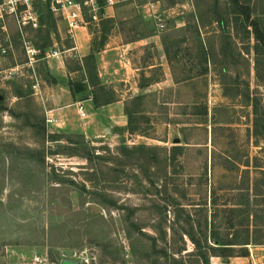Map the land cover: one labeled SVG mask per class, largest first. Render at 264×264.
<instances>
[{
	"label": "rangeland",
	"instance_id": "obj_1",
	"mask_svg": "<svg viewBox=\"0 0 264 264\" xmlns=\"http://www.w3.org/2000/svg\"><path fill=\"white\" fill-rule=\"evenodd\" d=\"M149 3L157 4L151 8ZM137 4L108 9V19L98 28L89 26L88 36L78 32L69 37L57 19L46 21L38 32L28 31V39L40 49L39 58H44L34 68L37 95L26 74L0 78V264H60L63 250L74 251L71 260L80 264H171L170 250L184 244L186 252L193 251L190 242L180 241L178 235L170 241L174 208L167 203L170 199L162 200L170 198L174 188L178 193L173 196L181 204H193L187 208L201 223L208 242L205 219L210 223L212 212L218 241L234 244L227 262L213 257L211 264H264V47L253 35L247 38L251 28L242 23L239 9L229 0H137ZM239 4L248 8L264 34V0ZM212 18L218 22L207 25ZM7 34L0 33V47L6 46L8 36L12 49L0 53V76L25 62L11 22ZM148 37L153 41L128 50L132 67L138 69L137 83L161 81L138 94L143 96L144 119L135 125L146 136L103 124L85 133L92 120L89 110L81 118L76 107L56 103L51 91L58 78L70 90V84L72 90L82 86L83 73L76 70L81 59L72 48L87 42L90 49L94 41L105 38L104 50L116 38L130 43ZM54 50L58 57L47 58ZM62 64L67 77L58 75ZM112 81L102 85L103 92L98 87L72 92L73 99L80 103L97 90L115 102L130 86ZM136 96L128 94L125 106L131 108ZM55 107L58 111L53 113ZM50 114L60 121L46 123ZM69 119L76 126L72 130L64 127ZM49 134L74 140L83 136L95 155L104 157L115 155L121 146L184 148L166 190L159 188L160 194L153 197L131 192L133 172L128 168L119 167L113 177L118 178L116 183L101 182L83 158L60 154L70 145L63 138L48 142ZM95 164L105 170L104 160ZM182 195L187 198L180 199ZM92 207L99 211L93 213ZM173 227L180 232V224ZM195 233L201 241L199 230Z\"/></svg>",
	"mask_w": 264,
	"mask_h": 264
},
{
	"label": "trees",
	"instance_id": "obj_2",
	"mask_svg": "<svg viewBox=\"0 0 264 264\" xmlns=\"http://www.w3.org/2000/svg\"><path fill=\"white\" fill-rule=\"evenodd\" d=\"M232 5L239 9V14L242 17V23L246 25L247 28H251V32L246 31L247 38H250V35H253L254 40L258 44H262L264 47V34L261 32L258 24L255 21H252L250 18V12L248 11L247 7H244L243 4H239L240 0H229ZM197 19L198 24L202 23V17L199 16L197 8ZM51 17L43 18L42 23L46 27L48 20H51ZM201 21V22H200ZM213 22H218V20L209 19L206 21L207 25H211ZM101 24V23H100ZM200 24V25H201ZM45 27L43 29H45ZM42 29V28H41ZM41 29L35 31L38 32ZM105 38L98 43L94 41L91 44L89 54L83 57L79 62L77 71L83 73V77L81 79L82 86L79 89L72 90L73 86L70 84L71 93H84L88 92V88L98 87L99 92H103L104 89L100 83L96 65H95V55L102 51L104 46ZM258 50H257V57H258ZM206 55V54H205ZM264 55V53H263ZM206 57V56H205ZM66 69H68L67 64H65ZM86 80L87 84H84ZM177 83L178 81H174ZM148 86V84H140L139 87L143 88ZM262 86L264 87V81L262 82ZM92 91L90 93L92 103L95 108L102 107L114 102L113 98H105V94L98 95V92ZM89 94V93H88ZM143 100V96L139 95L132 99V106L131 108L125 106L124 113L127 117V132L129 134H138L139 136H146L141 134L138 131L137 123L139 120H143V109L140 106V102ZM2 101L0 100V105ZM138 115V116H137ZM255 125V124H254ZM43 129V133L46 135L45 128ZM181 133V132H180ZM182 134V133H181ZM77 139L74 140L72 136H57V135H48L47 141L48 142H55L56 140L63 138L66 143H68L69 151H58L60 154H65L71 157H80L83 158L90 164V169L92 173L98 174L100 177L101 182H109V183H116L118 178H113L117 175L118 169L120 168H128L131 173L130 180L132 182L133 189L131 190L134 194H140L144 196H158L160 194L159 188H162L167 185V180L170 178L172 169L177 162V157L181 156L184 146H172L170 149L162 148L160 146H132L126 147L121 146L116 149V154L108 156L105 158L101 155H95V150L92 147H88L85 143V139L83 136H76ZM183 145H186V141H182ZM73 146V148H72ZM80 150H84V153H80ZM100 160H104L105 162V172L101 168H97L95 162H99ZM94 163V165H93ZM174 171V170H173ZM175 173V171H174ZM104 174L108 175V178L104 176ZM118 176V175H117ZM166 190V188H165ZM172 193L170 192V198L164 199L162 201L166 202L170 199V202H167L170 206L174 209L173 212V220L171 222V234H170V241L174 240V236L178 235L180 241H184V239L188 240L190 244L193 246V251H188L186 246L183 244L181 247L175 248L170 250L169 258L171 264H211L210 259L213 257L218 258H228L231 257V250L230 246L234 245L229 243L228 241L224 243H220L215 235L214 226H213V213H210V223L205 219V230L209 226V242L207 241L206 235L201 231V223L195 222L192 219V214H190V210L187 207L193 204H181L179 202V197H174L178 193V189L174 188ZM214 194L210 193V207H213L215 204ZM186 195L180 196V199H186ZM161 201V200H160ZM190 201V200H189ZM206 205V204H201ZM167 206H163V210H166ZM156 209V208H155ZM180 224V232H178L173 226ZM202 228V229H204ZM201 234L203 239L197 238V234L195 231H198ZM165 235V234H164ZM210 243H214L217 246H210ZM248 245V243H245ZM243 244V245H245ZM186 252L185 254H183ZM247 255L244 254L242 257H246ZM179 257V258H177Z\"/></svg>",
	"mask_w": 264,
	"mask_h": 264
},
{
	"label": "built area",
	"instance_id": "obj_3",
	"mask_svg": "<svg viewBox=\"0 0 264 264\" xmlns=\"http://www.w3.org/2000/svg\"><path fill=\"white\" fill-rule=\"evenodd\" d=\"M156 4L149 3L148 5L153 8ZM124 5L138 7L137 0H0V33L8 35V24L13 23L25 56V62L5 70L0 76L1 80H10L26 74L32 82L31 89L37 95L40 89L34 68L37 62L44 58H39L40 49L28 39V31L43 29L45 26L42 19L51 17L64 23L67 34L71 38H74L80 30L88 35L89 26L98 28L102 21L108 19V9ZM153 18L157 19L158 16L154 14ZM4 42L6 46L0 47V53L3 55L12 49L8 36ZM75 49L76 46L72 48V50ZM58 54V51L54 50L46 57H58ZM76 109L81 118L86 117L81 102L76 104ZM56 122V118L47 115L46 123ZM36 261L41 262L38 258Z\"/></svg>",
	"mask_w": 264,
	"mask_h": 264
},
{
	"label": "crops",
	"instance_id": "obj_4",
	"mask_svg": "<svg viewBox=\"0 0 264 264\" xmlns=\"http://www.w3.org/2000/svg\"><path fill=\"white\" fill-rule=\"evenodd\" d=\"M80 35H83V31H79ZM78 34V33H77ZM88 36V35H87ZM154 37H148V38H142L137 41H133L130 43H123L117 38L112 40V42L108 43L106 48L99 53L95 55V65L98 73V77L100 79L101 85H106L109 83H113L112 80L120 81L119 83H128L130 87H126V90L118 94V96L115 99V102L95 108L91 97L88 95L85 99L81 101V103L84 106V109H88L89 113L92 116V120L87 124L85 133H90L91 131L98 130V128L104 126H118V127H126L127 125V117L124 113V107H125V97L128 94H131V96L137 95L142 93V88L139 87V83H137L135 79L136 71L138 69H134L129 61L128 58V50L129 47L135 46V45H145L150 41H153ZM76 53L79 54V59H82L83 57L87 56L89 54V46L87 42L84 43H77L76 47ZM116 57L113 60V58ZM63 64H62V66ZM152 67V66H150ZM65 68L61 69L62 72H59L58 75L60 77H64L65 74ZM51 73L53 70H50ZM116 73V76L114 75ZM70 75V74H69ZM67 77V75H66ZM116 77V78H114ZM57 83L51 87V91L54 94L55 102L59 103L61 101L67 102L66 106H72L76 107V104L78 102L74 101V97L69 89L63 81V78L56 79ZM161 82V81H159ZM159 82L155 83H147L148 87L152 86L153 84H159ZM174 82V81H173ZM84 84L86 83V80L84 81ZM144 88V87H143ZM90 89V88H88ZM56 106V104H55ZM53 113L54 111H58V108L55 107V110H51ZM77 111V109H76ZM51 115V114H50ZM54 118L57 119V122L60 121V117L56 114H52ZM101 116V119H100ZM71 121V122H70ZM72 119L68 120L67 124H65V128L68 130L74 129L76 126L72 123ZM103 124V125H102ZM102 125V126H101Z\"/></svg>",
	"mask_w": 264,
	"mask_h": 264
},
{
	"label": "water",
	"instance_id": "obj_5",
	"mask_svg": "<svg viewBox=\"0 0 264 264\" xmlns=\"http://www.w3.org/2000/svg\"><path fill=\"white\" fill-rule=\"evenodd\" d=\"M0 100H1V97H0ZM178 142H179L178 139H174V143H178ZM91 210L93 213H97L99 211L97 207H92ZM61 253L64 259L60 261V264H80L77 261L71 260V258L75 256L74 251L63 250ZM227 261H228V258H224V262H227Z\"/></svg>",
	"mask_w": 264,
	"mask_h": 264
}]
</instances>
